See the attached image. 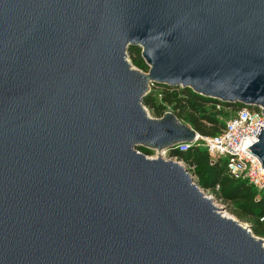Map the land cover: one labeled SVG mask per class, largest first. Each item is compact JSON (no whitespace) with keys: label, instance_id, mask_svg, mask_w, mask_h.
Here are the masks:
<instances>
[{"label":"water","instance_id":"water-1","mask_svg":"<svg viewBox=\"0 0 264 264\" xmlns=\"http://www.w3.org/2000/svg\"><path fill=\"white\" fill-rule=\"evenodd\" d=\"M150 83L264 112V0H0V264H264L185 166L138 151L196 135L148 115Z\"/></svg>","mask_w":264,"mask_h":264},{"label":"trees","instance_id":"trees-1","mask_svg":"<svg viewBox=\"0 0 264 264\" xmlns=\"http://www.w3.org/2000/svg\"><path fill=\"white\" fill-rule=\"evenodd\" d=\"M129 54L134 67L142 71L148 70L139 47H130ZM159 88L160 98L153 91L143 98L144 106L155 118L161 117L169 110L180 122L202 136L216 135L221 131L225 111L215 109L218 100L200 95L190 88H170L167 85H160ZM221 104L233 110L244 107L240 103ZM138 151L145 155L152 154V150L144 146H138ZM168 156L181 160L187 170H191L195 182L202 190L215 192L222 201L232 204L239 215L253 219L257 225L255 234H264V192H258L244 180L227 175L223 161L212 163L202 146H191L185 151L171 148Z\"/></svg>","mask_w":264,"mask_h":264},{"label":"built area","instance_id":"built-area-1","mask_svg":"<svg viewBox=\"0 0 264 264\" xmlns=\"http://www.w3.org/2000/svg\"><path fill=\"white\" fill-rule=\"evenodd\" d=\"M159 87V85L150 83L147 93L156 90L157 92L154 93L160 98ZM221 103V101L215 103V109L226 111L228 108H225ZM260 127L264 128V112L261 108L244 106L236 110L232 109V113L226 117L218 134L202 136L196 132L191 142H180L170 148L160 150L161 156L166 153L168 155L171 148L185 151L191 146H202L207 151L212 163L223 161L227 175L234 179L244 180L258 192H264V168L255 155L242 148L244 138H247L251 145L257 142L256 135ZM173 159L177 161L176 157ZM178 162L186 166L179 159ZM188 172L194 179L191 170Z\"/></svg>","mask_w":264,"mask_h":264},{"label":"rangeland","instance_id":"rangeland-1","mask_svg":"<svg viewBox=\"0 0 264 264\" xmlns=\"http://www.w3.org/2000/svg\"><path fill=\"white\" fill-rule=\"evenodd\" d=\"M127 59L129 60V63L132 64V60H131V56L129 54V51H127ZM133 65V64H132ZM134 66V65H133ZM146 72V71H144ZM154 92H157L156 90H154ZM148 111V115L150 117L155 118L154 114L147 109ZM232 113V108H228L225 111V116L222 117L223 121L226 119V117H228L230 114ZM152 150V154L151 155H146L149 158H155L158 156H161L162 152L156 150V149H151ZM166 159H171L174 160L173 158H170V156L167 155V153L164 156ZM175 161V160H174ZM178 162V159H177ZM186 167V166H185ZM203 192L212 199L213 203L215 204L216 207H220V211L222 214L232 217L233 219L237 220L239 223H241L242 225L246 226L253 235L262 238L263 239V245H264V234L262 235H257L254 233V229L257 227L255 221L253 219L247 218L245 216L239 215L236 210L234 209L233 205L227 202L222 201L220 198H218V196L215 194V192L212 191H205L203 190Z\"/></svg>","mask_w":264,"mask_h":264}]
</instances>
